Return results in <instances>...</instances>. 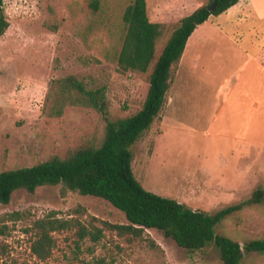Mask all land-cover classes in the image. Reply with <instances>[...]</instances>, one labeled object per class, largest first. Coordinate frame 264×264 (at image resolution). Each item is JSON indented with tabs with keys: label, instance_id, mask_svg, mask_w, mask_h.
<instances>
[{
	"label": "rangeland",
	"instance_id": "obj_1",
	"mask_svg": "<svg viewBox=\"0 0 264 264\" xmlns=\"http://www.w3.org/2000/svg\"><path fill=\"white\" fill-rule=\"evenodd\" d=\"M90 1L4 0L9 26L0 36V171L101 139L104 120L94 108L66 106L59 117L43 113L55 78L74 75L88 88H103L110 119L141 107L149 71L117 66L122 14L131 0H98L95 10ZM207 2L146 0L149 20L167 25L158 48L181 17ZM253 3L264 13V0ZM262 24L240 27L238 43L249 58L231 50L232 36L225 30L228 37L199 28L191 34L163 107L131 146L132 170L145 189L207 213L247 199L258 187L264 190V59L256 58L264 52ZM224 28L233 35L239 30ZM78 206L82 214L73 212ZM50 212L85 225L127 223L99 197L61 195L58 185L39 186L33 193L18 189L8 204L0 203V264H222L213 244L187 251L154 228L144 229L141 237L103 228L96 241L80 238L76 228L56 231L50 256L40 259L31 251L33 223ZM216 233L242 247L264 239V197L227 216ZM240 264H264V252L244 251Z\"/></svg>",
	"mask_w": 264,
	"mask_h": 264
},
{
	"label": "trees",
	"instance_id": "obj_2",
	"mask_svg": "<svg viewBox=\"0 0 264 264\" xmlns=\"http://www.w3.org/2000/svg\"><path fill=\"white\" fill-rule=\"evenodd\" d=\"M212 1L208 0L181 17L160 48L158 43L167 25L149 20L146 0H131L126 6L122 14L125 32L117 55L118 69L149 71L146 96L141 107L129 116L107 117L101 87L88 88L74 75L51 81L43 113L48 117H59L66 106L94 108L103 117V135L100 140H89L68 148L63 156L54 154L30 166L0 171V203L8 204L12 193L18 189L33 193L39 186L58 185L61 195L74 191L108 201L124 214L127 223L101 221L99 227L93 220L85 225L77 217L64 219L50 212L33 223L31 251L38 258L50 256L55 246L54 232L72 228H76L80 238L88 235L94 241L100 238L103 228L135 237H141L144 229L154 228L187 251L201 250L213 244L222 264H240L244 251L264 252V239H251L242 247L236 240L216 233L217 224L227 216L263 200L261 187L253 190L247 199L207 213L145 189L132 170L131 146L163 107L171 76L188 38L210 15H218L238 2L216 0L215 8L208 10ZM3 3L4 0H0V36L9 26ZM90 5L97 9L98 0H91ZM73 212L82 214L83 209L78 206Z\"/></svg>",
	"mask_w": 264,
	"mask_h": 264
},
{
	"label": "crops",
	"instance_id": "obj_3",
	"mask_svg": "<svg viewBox=\"0 0 264 264\" xmlns=\"http://www.w3.org/2000/svg\"><path fill=\"white\" fill-rule=\"evenodd\" d=\"M263 20H264V13L259 12V10L254 6L253 0H238V2H236L234 5L230 6L229 8H227L225 11L221 12L220 14L210 15L203 23L199 24L195 28V30H197V28H199L202 32H205V33L206 32L207 33H209V32L223 33V31L225 30L228 34H230V36H232L231 39L228 38L229 42L232 43V45H233L231 50L239 52L243 57L249 58L250 57L249 55H245L246 52H242L244 49H241L240 44L238 43V38H237L238 34L239 35L242 34L240 27H242V26L247 27L248 26V27L253 28V27L259 26V28H260L261 24L264 22ZM228 25L233 26L234 28L239 27V30L238 29H236V31L234 30L236 33L235 35H233V33L228 32L224 28ZM262 25H264V23ZM223 34H224V36H227L225 33H223ZM208 37L211 40H219L220 39L219 37H214V36H208ZM204 39H207V38L205 37ZM263 41H264V37L262 38L261 43ZM258 50H259V48H258ZM254 52H256V51H254ZM256 58L259 60L264 59V52L262 55H258Z\"/></svg>",
	"mask_w": 264,
	"mask_h": 264
},
{
	"label": "water",
	"instance_id": "obj_4",
	"mask_svg": "<svg viewBox=\"0 0 264 264\" xmlns=\"http://www.w3.org/2000/svg\"><path fill=\"white\" fill-rule=\"evenodd\" d=\"M216 6V0H213L212 3L207 7L208 10H213Z\"/></svg>",
	"mask_w": 264,
	"mask_h": 264
}]
</instances>
